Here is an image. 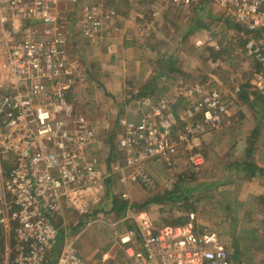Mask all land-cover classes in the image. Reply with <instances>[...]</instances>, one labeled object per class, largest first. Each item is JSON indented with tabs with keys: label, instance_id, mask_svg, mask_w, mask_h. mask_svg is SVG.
<instances>
[{
	"label": "built area",
	"instance_id": "obj_1",
	"mask_svg": "<svg viewBox=\"0 0 264 264\" xmlns=\"http://www.w3.org/2000/svg\"><path fill=\"white\" fill-rule=\"evenodd\" d=\"M78 2L0 0L3 264H88L70 241L68 227L72 222L85 228L104 222L101 217L115 206V199L125 202L127 209L117 222L124 230L111 236L128 264H235L223 235L203 229L195 213L188 214L184 224H159L149 210L133 205L128 186L157 192L159 183L148 165L163 162L174 167L182 153L193 151L199 135L222 128L228 119L236 121L239 110L232 102L243 88L238 85L230 99L202 83L188 86L190 106L183 127L171 120L169 102L140 98V117L124 126L119 156L109 171L94 124L78 115L70 102L84 68L68 47L72 24L93 39L107 16L115 13L91 1L73 11L70 7ZM162 2L191 8L200 1ZM214 2L225 19L240 27L254 62L248 82L264 98V0ZM74 12L68 20L67 14ZM191 162L201 166L204 160L192 155ZM113 175L125 187L118 198L109 193ZM109 258L106 253L103 261Z\"/></svg>",
	"mask_w": 264,
	"mask_h": 264
},
{
	"label": "rangeland",
	"instance_id": "obj_2",
	"mask_svg": "<svg viewBox=\"0 0 264 264\" xmlns=\"http://www.w3.org/2000/svg\"><path fill=\"white\" fill-rule=\"evenodd\" d=\"M90 1L101 7H105V9H111L118 15L125 13L124 9H128V4L138 5L142 1L146 9L148 8V5L150 6V21L154 23L162 20L164 16L171 17V15L176 13L174 11L176 9L180 12L177 14V18L182 19V17L190 10V8L166 5L162 2L163 0H154L152 3L150 2L151 0H79L76 6H71L70 8L73 11L80 10L82 5ZM198 1L201 2V0ZM200 2L197 8L200 9L199 14L202 13L203 16H205L208 11L215 13V10H219V7L214 0H202V2ZM204 2H206L207 5L203 4ZM204 5L206 6L204 7ZM74 15L75 12L73 14L68 13V20L71 21V18ZM220 17L221 18L215 20L212 19L211 21L218 22V25H221V27L225 29L220 28V30L217 31L218 35L212 33L210 38L212 43L216 42L219 43V45H223L222 49L217 50L219 46H211L210 49H206L205 46H207L206 43L208 42L199 40L204 39L207 36L206 32L203 33L204 29H207L208 34L213 31L211 25L212 22L205 26L203 20L200 21V28H202L203 31H196L192 35L196 37L197 43L199 44L198 47L195 45L196 47L194 50L199 52L201 50L202 53L205 51V55L202 57L206 60H215L219 58L223 59V62H231V65H228L225 70L229 73L230 77L234 74L238 79L243 80L240 84L243 90L239 96H235L238 98H233V96L230 95L231 89L233 92L232 94L234 95V90L239 84H235L233 87V84H231V81L229 82L228 78L229 85L227 86V90H225L226 92L224 90L222 92L225 96L228 95L227 97L233 98V102L230 100V103L232 102V105L236 106L239 110V113L236 115V118H238L236 119V122L240 120L241 114L244 113L243 111H246L245 119L242 120L244 128H246V130L252 129L260 119H264V98L262 97L261 99L263 100H259V106L255 105V98L251 100L250 95L255 96L257 93L253 92L251 87L246 86V83H248L247 79H249L252 69L254 68V62L246 49L245 37H241L238 28H233L232 26L231 28L228 27L227 23L223 21L224 16L221 15ZM71 28L70 43L71 46L73 44L72 51L75 54H78L85 66L87 63L91 69H89V71L87 70V81H84L82 85L77 87L71 94L70 102L74 105L75 112L78 115L86 117L94 124L95 129L97 130V136L100 140L102 155L103 157H109L108 166L109 171H111L113 162L119 156V149L117 146L118 141H120V138L123 135L121 120H132V114L133 111L136 112L137 98H139V96H141L140 98L152 96L159 101L164 100L171 104V101L175 97L170 93L171 87L172 89L176 86L179 88L185 86L186 88L195 83H202L205 85L208 77L197 74H188L182 80L177 79L174 83L175 86L167 80H161V82L158 83L159 87L156 86L150 91L142 94L140 93L141 95L129 92L123 98H112V95L106 92V88L102 82L103 74H101V70H103V68L101 66L99 67L97 64L98 60H96L94 64H91L86 61L84 55L82 56V50L74 49L82 38L80 31L75 24H72ZM208 88V90L215 88L219 89L216 87L215 82L210 83ZM152 90L155 92L151 94ZM233 120L235 121V119ZM233 120L228 119L224 124H228L229 127H233L234 129L240 128L238 123L236 125L232 124ZM198 121L199 119L196 120V122ZM260 130L262 143H258V140L254 148V153L259 150L261 151L264 147V127H261ZM247 151L248 147H246V152ZM243 157H247V154H244ZM210 159H213V157H210ZM157 164L162 166L160 168L158 167L159 170L156 168ZM236 164H238V162ZM191 166V170H187L183 163L178 164L176 162L174 167H167L163 162L150 163L148 168L159 183L160 188L155 193H148L139 185L133 184L128 186L133 205L136 207L144 206L150 198L156 195L163 196L166 192L174 191L177 188L182 196L180 201L173 202L167 200L164 203H154L146 207L159 224H184L188 222V214L195 213L196 218L203 229L220 232L223 235L231 250L235 264H238V258H242L246 264H264V176L254 180L244 176H237L234 178L232 176L231 180L227 179L226 183L228 184L226 185L231 186V189L230 187L228 189L231 191L230 195H235L241 190L243 191L242 197H244V199L240 202L237 201V205H240L241 207L240 212L244 217L245 222L243 221L244 223L238 225L237 220L238 216H240L238 214L239 208L235 205V201L231 202V200H229L231 197L229 194L221 195V192H219L220 187L218 185L216 187L209 185L204 187L206 190L205 192L200 190L202 185H206L205 182L208 183L218 177L221 179V182L223 181L225 183V177H220L226 175L223 173L225 171L223 168L226 167V164L223 166L220 161L217 170L212 173H208V170L204 171V166H196L192 162ZM235 186L239 188L238 191L235 189ZM132 187H136V192ZM255 189H257V191L259 190L261 193L263 192L261 196L254 197L253 191ZM123 191H125V187L120 183L119 178L113 175L109 182V193L112 197L116 196L118 198ZM201 191H203V193H200ZM226 195L228 196L227 198ZM253 197L254 199H252ZM123 217L124 216H118L114 212H108L104 216L102 215L101 219L104 221L102 223L100 222L85 228L84 225L80 224L78 226L72 222V225L68 227L70 241L72 240L74 242L79 253L88 264H128L122 253L121 247L111 236V233L115 230L121 232L124 230L122 224L117 223ZM74 218L76 217L74 216ZM78 219L83 220L80 216ZM75 220L77 219H74V221ZM5 244L6 243L4 242V245ZM61 244L62 239L59 242V245ZM57 250L58 246L55 249V253ZM106 253L109 254L110 258L107 262H104L103 256ZM4 254L3 251L0 264H3L4 262Z\"/></svg>",
	"mask_w": 264,
	"mask_h": 264
},
{
	"label": "crops",
	"instance_id": "obj_3",
	"mask_svg": "<svg viewBox=\"0 0 264 264\" xmlns=\"http://www.w3.org/2000/svg\"><path fill=\"white\" fill-rule=\"evenodd\" d=\"M150 2L152 3L154 0ZM203 4L207 5L206 2ZM206 5H204V7ZM198 6L199 5L191 7L182 19L177 18V14L180 13L179 10L173 9L176 13L171 15V17L164 16L162 20L154 23L150 21L151 10L149 5L146 9L142 1L138 5L128 4V9H124V14L107 16L101 32L95 38L85 37L83 31L79 29L82 40L80 39V42L78 41L79 43L74 49L82 50V56L84 55L86 61L91 64H94L96 60H98L97 64L99 67L101 66L103 68V70H101V74H103L102 82L106 88V92L111 94L112 98H123L129 92L142 94L158 86L161 80H167L175 86L174 83L177 79L182 80L188 74L207 76L208 79L205 85L209 86L210 83L215 82L216 87L221 89V91L227 90V86L229 85L228 78L229 82L231 81V84H233V87L235 84L240 85L243 80L238 79L234 74L230 77L229 73L225 70L228 65H231V62H223V59L219 58L215 60H206L202 57L205 55V51L202 53L201 50L200 52L194 50L199 44L197 43L196 37L192 35L196 31H203L202 28H200V21L204 20L206 26L208 23L212 22V19L215 20L220 18L222 14L220 10H215V13L208 11L207 14L203 16L202 13L199 14L200 9L197 8ZM211 25L213 31L209 29L211 32L209 31L210 33L208 34L207 29H204L203 33L206 32L207 36L205 38L203 36L204 39L199 40L208 42L206 43L208 47L205 46L206 49H210L211 46H219L220 49L218 48L217 50H221L223 45H219V43L216 42H214L215 44L212 43L210 35L212 33L218 35L217 31L220 30V28H225L221 27V25L219 26L218 22H212ZM72 47L73 44L71 46L69 41V52L81 61L82 67L84 68L83 77L77 85V87H79L84 81H87V70L89 71L91 67L87 63L85 66L81 57L72 51ZM170 67L173 68V71L167 73ZM187 89L188 86L186 88L185 86L181 88L176 86L170 89V93L175 97L171 101L172 106L169 115L171 120L177 124L178 127H183L185 125V121H183L182 118L190 104ZM153 92L155 91L152 90L151 94ZM232 93L231 89L230 95H232ZM140 97L141 96L137 99L139 100ZM243 112L245 115L246 111ZM132 115L133 117L130 121L121 120V126L123 128L124 126H131L137 123L140 117L137 106L136 112L133 111ZM243 119H245V117ZM233 122V125L237 124L236 121ZM238 126H240L241 130L240 128L234 129L233 127H229L228 124H224L222 128L218 130L210 133H202L193 141V151L182 153L178 157L177 163H183L187 170H191L192 168V155H198L203 158L204 162L201 166H204V171L208 170V173L216 171L220 161L223 166L226 164V167L223 168L225 169L223 173L226 175L220 177H225V183L223 181L221 182V179L218 177L217 179L209 181L211 183L205 182L206 185H202L200 190L205 192L206 190L204 187L208 185L216 187L218 185L221 188H219L221 195H230L231 191L228 189L229 187L231 189V186L226 185L228 184L226 181L227 179L231 180L232 176L233 178L244 176L252 178L253 180L263 177L258 173L256 176H250L243 170L244 168L240 166L241 163L250 160L264 170V147L261 151L255 152L250 158L243 157L244 154H247L246 147H248V137L252 134L254 128L246 130L243 121ZM258 143H262L261 138ZM210 157H213V159H210ZM102 159L105 165L108 166L109 157H103L102 155ZM237 162L240 164H236ZM158 167L160 168L162 166L157 164L156 168L159 170ZM132 189L135 190L136 187H132ZM235 189L237 191L239 190L237 186H235ZM203 191L200 193H203ZM262 193L259 192V190L257 191V189L253 191L254 197L261 196ZM242 195L243 191L241 190L235 195H230L231 197L229 198L231 202L235 201V205L239 208L238 214L240 216H238V220L236 219L238 225L245 222L240 212L241 207L237 205V201L240 202L244 199ZM227 197L226 195V198ZM254 197L252 199H254Z\"/></svg>",
	"mask_w": 264,
	"mask_h": 264
},
{
	"label": "trees",
	"instance_id": "obj_4",
	"mask_svg": "<svg viewBox=\"0 0 264 264\" xmlns=\"http://www.w3.org/2000/svg\"><path fill=\"white\" fill-rule=\"evenodd\" d=\"M221 18V17H220ZM229 19H223V21H225L228 25V27L231 28V26L233 28H238L234 23H232L230 20L228 21ZM240 28V27H239ZM238 28V30H239ZM218 55V54H217ZM168 68V67H167ZM170 71H173V68L170 67V70L167 71L170 72ZM248 87H251L250 83H246ZM254 100H255V105H258L259 106V100L262 98L261 96H258V95H255L254 96ZM250 100V99H249ZM263 100V99H261ZM245 117L244 113L241 114V117H240V120H238V125H240L243 120V118ZM256 117V116H254ZM257 118V117H256ZM238 119V118H236ZM237 121V120H236ZM263 128L264 127V119H260L259 122L256 123L255 127H254V130L252 132V134H250V136L248 137V151H247V157L250 158L252 157L253 153H254V148L258 142V140L260 139L261 136V130L260 128ZM240 164V163H238ZM241 167H243L244 171L246 173H248L250 176H256V174L258 173L259 175L261 176H264V170L259 168L256 164L252 163L250 160H247L243 163H241L240 165ZM187 175V174H186ZM181 195H180V192L179 190H177V188L174 190V191H170V192H166L163 196H160V195H156L152 198H150L146 204H144V206H140L139 208H142V209H146L147 206L151 205V204H160V203H164L166 202L167 200H170V201H180L181 199ZM115 206L112 207L111 211L110 212H114L116 213L118 216H124L125 213H126V209H127V204L125 202H122L120 200H116L115 199ZM187 202V201H186ZM4 232L2 230V228L0 227V259H1V255L4 251ZM237 246V245H236ZM239 253V252H237ZM240 256V254H239ZM238 264H246L242 258H238Z\"/></svg>",
	"mask_w": 264,
	"mask_h": 264
}]
</instances>
